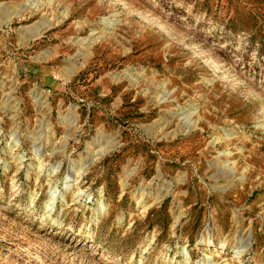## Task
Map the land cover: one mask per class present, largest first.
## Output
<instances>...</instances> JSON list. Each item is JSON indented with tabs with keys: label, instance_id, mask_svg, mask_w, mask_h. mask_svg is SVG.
Wrapping results in <instances>:
<instances>
[{
	"label": "rangeland",
	"instance_id": "rangeland-1",
	"mask_svg": "<svg viewBox=\"0 0 264 264\" xmlns=\"http://www.w3.org/2000/svg\"><path fill=\"white\" fill-rule=\"evenodd\" d=\"M0 264H264V0H0Z\"/></svg>",
	"mask_w": 264,
	"mask_h": 264
}]
</instances>
